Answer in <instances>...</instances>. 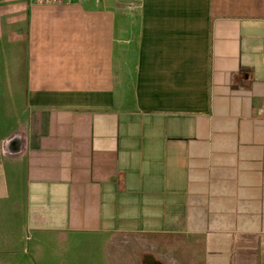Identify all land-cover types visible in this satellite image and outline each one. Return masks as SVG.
<instances>
[{
    "label": "crops",
    "instance_id": "obj_1",
    "mask_svg": "<svg viewBox=\"0 0 264 264\" xmlns=\"http://www.w3.org/2000/svg\"><path fill=\"white\" fill-rule=\"evenodd\" d=\"M0 92L2 262L264 264V0H0Z\"/></svg>",
    "mask_w": 264,
    "mask_h": 264
},
{
    "label": "rangeland",
    "instance_id": "obj_2",
    "mask_svg": "<svg viewBox=\"0 0 264 264\" xmlns=\"http://www.w3.org/2000/svg\"><path fill=\"white\" fill-rule=\"evenodd\" d=\"M25 42L20 44V48L18 50L20 56L23 58V54L25 52L24 50ZM23 47V48H22ZM7 89V87H5ZM0 92V118H3L4 126L7 127L8 130L11 128L10 120L13 121L12 116L14 119H19L21 121L20 115L15 114V112H12L11 106L15 105L17 103L15 98H1ZM3 106V109H2ZM82 240V237L80 235H74V236H68L67 237V251L68 254L65 258L62 260H65L66 264H96L93 257L97 255L98 252H94L91 245L83 244V246L80 245ZM135 248L134 251L131 253L127 250L126 247H123V245L115 244V247H111L110 256L108 258L109 263L108 264H146V260L148 258H145L144 256L147 255L143 252L144 248L139 249V246L133 247ZM146 249V248H145ZM151 250V249H150ZM150 250H146L145 252H148V254H152L153 252ZM154 254V253H153ZM5 261L2 262L0 260V264H12L11 259L3 258ZM20 260L24 261L23 264H40V260L35 259H24L20 258ZM29 262H28V261ZM46 261V259H43L41 263ZM48 264L51 262L52 264H59L56 259H48ZM11 262V263H10ZM98 264V263H97Z\"/></svg>",
    "mask_w": 264,
    "mask_h": 264
},
{
    "label": "built area",
    "instance_id": "obj_3",
    "mask_svg": "<svg viewBox=\"0 0 264 264\" xmlns=\"http://www.w3.org/2000/svg\"><path fill=\"white\" fill-rule=\"evenodd\" d=\"M40 2H48L49 0H38Z\"/></svg>",
    "mask_w": 264,
    "mask_h": 264
}]
</instances>
